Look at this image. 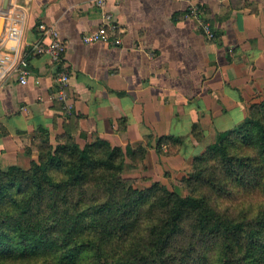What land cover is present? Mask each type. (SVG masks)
I'll list each match as a JSON object with an SVG mask.
<instances>
[{
	"label": "trees",
	"instance_id": "trees-1",
	"mask_svg": "<svg viewBox=\"0 0 264 264\" xmlns=\"http://www.w3.org/2000/svg\"><path fill=\"white\" fill-rule=\"evenodd\" d=\"M77 130L69 113L55 145L40 125L25 148L36 159L0 168V264H264V97L192 158L175 188L123 176L128 157L144 160L143 143L96 135L81 145ZM184 143L163 134L156 149Z\"/></svg>",
	"mask_w": 264,
	"mask_h": 264
},
{
	"label": "crops",
	"instance_id": "crops-1",
	"mask_svg": "<svg viewBox=\"0 0 264 264\" xmlns=\"http://www.w3.org/2000/svg\"><path fill=\"white\" fill-rule=\"evenodd\" d=\"M106 1L121 25V44L83 40L102 21L95 0H11V8L26 9L28 23L21 36L4 31L3 49L36 40L40 21L57 27L66 49L59 66L48 54H33L27 83L0 72V168L29 166L37 150L24 151L39 126L59 135L72 112L80 144L99 135L123 147L145 145L147 133L188 135L197 121L203 137L196 146L205 148L264 97V0H198L219 33L215 40L186 16L187 0ZM60 67L69 73L66 99L58 97Z\"/></svg>",
	"mask_w": 264,
	"mask_h": 264
},
{
	"label": "built area",
	"instance_id": "built-area-1",
	"mask_svg": "<svg viewBox=\"0 0 264 264\" xmlns=\"http://www.w3.org/2000/svg\"><path fill=\"white\" fill-rule=\"evenodd\" d=\"M189 10L187 17L196 20L198 28L208 39L216 37L215 28L205 9L201 7L198 0H187ZM95 3L102 9V21L100 27L96 30L85 33L83 40L85 42L105 41L115 44H121L119 36L121 25L114 14L107 8L106 0H95ZM5 18V32L9 35L21 36L28 23V14L26 9L18 4L10 6L8 10L0 8V19ZM39 36L33 42L25 45L22 43L15 49H3L0 46V72L2 78L16 77L19 82L27 83L32 73L30 67V58L33 54H48L55 65H60L66 49V43L60 34V31L54 24H48L40 21L37 25ZM68 70L59 68L57 71L58 97L67 98Z\"/></svg>",
	"mask_w": 264,
	"mask_h": 264
},
{
	"label": "rangeland",
	"instance_id": "rangeland-1",
	"mask_svg": "<svg viewBox=\"0 0 264 264\" xmlns=\"http://www.w3.org/2000/svg\"><path fill=\"white\" fill-rule=\"evenodd\" d=\"M186 124L187 123H183L181 129L185 128ZM195 125H197L196 129L194 127ZM191 128L192 129L190 134L187 133L188 135H182L185 137V143L182 145L179 151H175V152H173L174 149L170 148V146H168L167 144L166 145L164 144L162 152L157 151L156 141L158 136L160 135H153L151 133L145 134L144 135L145 145L147 146L148 149L149 148L153 149L152 151L154 153L152 154V156H150L147 159L148 161L145 162V158L148 152L147 151L144 160L138 164H135L132 161V159L128 157V167L123 173V176L127 178H131L134 181L135 185L140 188L148 187L156 181L165 183L170 188L181 186L182 185L180 181L181 177L191 169L192 158L196 154L200 153L205 149L204 146L200 148H197L196 146V142L197 141L200 142L199 140H201V138L203 137V128L201 124L195 121L192 124ZM177 135H181V134H177ZM50 140L55 145L60 142L57 135L51 136L50 134ZM82 140L84 139H81V141ZM84 143L85 142L82 141L81 144L84 145ZM129 144L130 142L125 144L124 148H126L127 145ZM33 150L36 149L33 148ZM168 150L170 153L167 152ZM156 153L158 154V158L156 157ZM25 154L27 153L25 152ZM27 155L32 156L30 154ZM162 156H164V158ZM32 159H36V158H32Z\"/></svg>",
	"mask_w": 264,
	"mask_h": 264
},
{
	"label": "water",
	"instance_id": "water-1",
	"mask_svg": "<svg viewBox=\"0 0 264 264\" xmlns=\"http://www.w3.org/2000/svg\"><path fill=\"white\" fill-rule=\"evenodd\" d=\"M11 6V0H3V5H2V8L4 10H8ZM5 18H1L0 19V40L2 39L3 37V33H4V29H5Z\"/></svg>",
	"mask_w": 264,
	"mask_h": 264
}]
</instances>
